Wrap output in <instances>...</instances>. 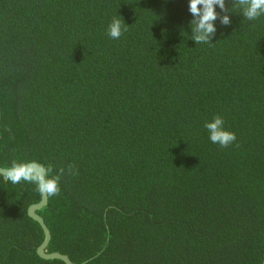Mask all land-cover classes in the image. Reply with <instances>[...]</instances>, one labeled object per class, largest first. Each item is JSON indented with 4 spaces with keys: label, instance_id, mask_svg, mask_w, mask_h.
Returning a JSON list of instances; mask_svg holds the SVG:
<instances>
[{
    "label": "trees",
    "instance_id": "16d2710c",
    "mask_svg": "<svg viewBox=\"0 0 264 264\" xmlns=\"http://www.w3.org/2000/svg\"><path fill=\"white\" fill-rule=\"evenodd\" d=\"M225 4L231 23L196 44L188 0H0V167L78 172L38 211L47 252L262 263L264 14ZM119 16L127 31L113 39ZM217 115L236 136L227 147L204 127ZM39 199L0 177V264H64L36 252L43 232L27 209Z\"/></svg>",
    "mask_w": 264,
    "mask_h": 264
},
{
    "label": "clouds",
    "instance_id": "9594fccd",
    "mask_svg": "<svg viewBox=\"0 0 264 264\" xmlns=\"http://www.w3.org/2000/svg\"><path fill=\"white\" fill-rule=\"evenodd\" d=\"M215 6H219L221 13H218ZM232 8H240L244 18L255 20L264 14V0H231ZM188 10L192 15L189 21L191 26V39L196 44H211V38L216 32L214 21L219 19L222 25H229L231 20L227 14L230 8L226 7L225 0H188ZM122 17H114L108 25L107 35L113 39H119L122 31H127L126 23ZM224 121L220 116H214L211 121H206L204 127L208 130L209 139L214 144L227 147L236 140L235 133L226 130ZM6 131H10L6 129ZM52 166H45L42 163L17 162L13 160L11 165L0 169V177L4 181L18 184L21 181L32 183L36 186V191L42 196L51 197L60 192L59 180L65 173L68 175H78L75 166L69 164L67 168L60 167L55 175H50Z\"/></svg>",
    "mask_w": 264,
    "mask_h": 264
},
{
    "label": "water",
    "instance_id": "95a60500",
    "mask_svg": "<svg viewBox=\"0 0 264 264\" xmlns=\"http://www.w3.org/2000/svg\"><path fill=\"white\" fill-rule=\"evenodd\" d=\"M0 169H3V167H0ZM47 203H48V197L42 196L40 194L39 201L38 202H35V203L31 204V205H29L28 206V209H27L28 215L34 221H36L39 224V226H40V228L42 229V232H43L42 241L39 244V246L37 247L36 252L43 259H58V260H61L62 262H64V264H74L70 260V258L67 255H65V254H62V253L57 252V251H52V252H47L46 251V247L48 245V242L50 240V236L51 235H50L49 228L45 224L42 216L38 213V211L42 207H44L45 205H47ZM261 264H264V258H263Z\"/></svg>",
    "mask_w": 264,
    "mask_h": 264
}]
</instances>
